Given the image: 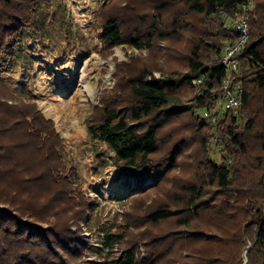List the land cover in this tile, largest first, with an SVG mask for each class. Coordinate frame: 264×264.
<instances>
[{"label":"rangeland","instance_id":"374dc122","mask_svg":"<svg viewBox=\"0 0 264 264\" xmlns=\"http://www.w3.org/2000/svg\"><path fill=\"white\" fill-rule=\"evenodd\" d=\"M37 2L31 15L32 27L21 36L15 67L0 72V123L14 126L23 112L30 111L34 122L49 136L44 148L39 150L26 139L23 128H13L11 133L0 135V144L9 149L7 152L13 157L10 165L17 172L8 179L16 202L47 221L39 223L45 228L48 224L70 226L74 224L70 218L77 223L82 215L90 217L89 228L83 226L81 231L99 248L103 247L101 240L105 232L125 231L121 248L136 246L142 257L148 256L152 249L163 257L157 264H180L181 253L185 251L183 244L202 246L203 240H189L193 234L190 230L228 234L240 223V216L230 219L233 211L230 210L228 221L218 217L223 206L219 197L209 203L215 204L210 209L197 213L190 227H180L179 219L184 216L181 212L159 224H153L149 218L162 205L182 210L183 187L197 182L205 159L221 162L219 153L223 146L220 144L210 153L203 152L202 136H210L213 142L217 138L214 131L200 126L195 113L170 116L159 132L162 147L151 159L162 165L170 163L164 181L124 201L116 199L119 194L116 187L126 174L118 168L122 162L106 144L92 139L88 131L89 124L101 120L105 105L122 110L132 105L129 80L144 73L160 79L180 78L185 74L188 58L198 40L203 38L206 43L217 40L219 21L190 12L180 0ZM255 8L252 0L249 12ZM109 16H117L127 39L135 29L145 32L156 27L152 45L141 43L138 48L131 44H106L102 27ZM201 58L205 63L214 60L205 47ZM197 91L182 87L176 99L193 105ZM236 115L240 116V112ZM242 115L237 131L242 130L248 118L245 112ZM182 139L184 147L179 146L172 153L174 145ZM46 154L52 155L47 158ZM66 172L71 175L72 184L62 179ZM72 187L90 201L86 214L84 209L68 201L66 190ZM64 190L66 198L63 199L59 194ZM260 208L264 210V204ZM72 230L77 231L75 227ZM213 247L222 249L220 243H214ZM250 247L251 243L247 249ZM247 249L242 254L243 264L247 263ZM120 251L115 247L113 256H119ZM104 260L98 254H90L86 264H105Z\"/></svg>","mask_w":264,"mask_h":264},{"label":"trees","instance_id":"16d2710c","mask_svg":"<svg viewBox=\"0 0 264 264\" xmlns=\"http://www.w3.org/2000/svg\"><path fill=\"white\" fill-rule=\"evenodd\" d=\"M180 1L190 12L219 21L215 33L217 40L213 43H206L203 38L198 40L188 58L187 72L180 78L160 79L144 73L129 80L132 105L123 110L105 105L101 120L89 124L88 131L92 139L106 144L122 162L118 168L126 174L116 187L119 190L116 199L124 201L146 193L164 181L170 163L162 165L151 159L162 147L159 132L170 116L195 113L200 126L214 131L217 138V142H213L210 136H202L203 152L210 153L220 144L223 146L219 153L221 162L205 159L197 182L183 187L184 208L178 211L167 205L159 206L149 216L150 221L159 224L181 212L184 216L179 219L180 227H190L197 213L210 209L215 204L209 203L219 197L223 206L218 217L228 221V212L233 210L230 219L240 216V223L237 222V227L228 234L222 233L226 234L223 236L215 231L190 230L193 234L189 240H203V244L187 247L183 244L185 251L181 253L180 264H243L242 254L249 243L246 264H264V210L260 208L264 204V0H255V10L246 14L242 6L251 0ZM37 3V0H0V72L15 67L21 36L32 27L31 15ZM244 16L247 17L248 39L235 56L239 69L230 75V88L239 89L242 94L238 116L226 111L221 103L223 81L228 76L222 56L225 44L234 46L240 35L237 26L228 28V24ZM122 25L117 16L107 17L102 27L103 41L113 46L131 44L141 48V43L151 46L158 31L156 27L145 32L135 29L127 39ZM221 39L227 40L222 44ZM203 47L212 53L213 61H202ZM200 79L201 83L198 82ZM182 87L198 90L193 105L182 104L176 99ZM244 112L248 118L242 130L237 131ZM31 114L30 111L23 112L21 120L14 126L0 123V135L11 133L13 128H23L26 139L37 149L44 148L48 132L34 122ZM214 116L216 120H213ZM184 144L183 139L175 144L172 153ZM7 149L0 144V187L4 192L0 194V205L7 206L0 207V264H86L90 254L104 257L105 264H157L163 258L152 249L146 257L138 254L136 246L122 249L125 231H107L101 240L102 248L92 245L85 231H81L83 226L86 229L90 226L87 224L90 217L87 219L84 215L77 223L70 218L74 221L70 226L48 224L45 228L40 225L47 221L16 202L8 179L17 172L10 165L13 157L10 158ZM62 176L64 181L72 184L68 172ZM66 195L69 202L87 213L90 201L76 187L67 189ZM66 195L65 190L59 194L63 199ZM73 227L77 231H73ZM214 243H220L222 249H214ZM115 247L121 250L117 257L113 256Z\"/></svg>","mask_w":264,"mask_h":264},{"label":"built area","instance_id":"2783aa9c","mask_svg":"<svg viewBox=\"0 0 264 264\" xmlns=\"http://www.w3.org/2000/svg\"><path fill=\"white\" fill-rule=\"evenodd\" d=\"M252 6V0L248 4H244L242 6L243 12L246 14L249 12ZM238 27L239 28V39L235 43L234 46H231L229 43L225 44L223 56H222V64L226 68L228 72V76L223 81V93L221 96V103L222 106L226 111L233 112L234 114H238V111L242 104V94L239 89L232 90L230 88V75L233 71L239 69L238 61L235 59L236 54L242 49L244 44L248 39V24H247V17L244 16L237 21H232L228 24L229 27ZM199 83L202 82L200 79ZM213 120H216V117H213Z\"/></svg>","mask_w":264,"mask_h":264}]
</instances>
